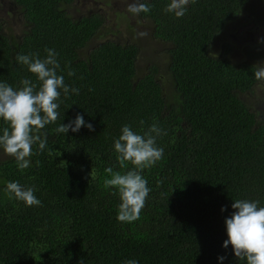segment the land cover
Returning <instances> with one entry per match:
<instances>
[{
	"label": "trees",
	"instance_id": "trees-1",
	"mask_svg": "<svg viewBox=\"0 0 264 264\" xmlns=\"http://www.w3.org/2000/svg\"><path fill=\"white\" fill-rule=\"evenodd\" d=\"M141 2L151 11L135 16L151 26L165 55L143 71L128 24L131 41L89 47L105 26L102 14L74 17L73 0H10L21 29L6 34L0 22V80L36 82L15 58L43 59L52 48L58 75L80 91L61 93L64 119L42 130L47 148L33 146L30 168L21 172L12 157L0 161V264H218L221 255L223 264H246L221 245L233 200L264 206V96L254 77L264 53L253 45L234 63L228 44L218 55L210 48L248 5L254 15L264 12V0H195L179 19L164 12L170 0ZM77 114L94 131L55 132ZM153 122L167 132L157 139L164 157L142 173L151 191L140 218L119 222L120 200L104 188V169L123 173L132 165L120 169L113 141L125 124L142 134ZM9 181L34 188L41 204L26 207L7 194Z\"/></svg>",
	"mask_w": 264,
	"mask_h": 264
},
{
	"label": "clouds",
	"instance_id": "clouds-1",
	"mask_svg": "<svg viewBox=\"0 0 264 264\" xmlns=\"http://www.w3.org/2000/svg\"><path fill=\"white\" fill-rule=\"evenodd\" d=\"M195 0H170L164 12L173 14L175 18H182L188 5ZM127 11L133 15L148 14L151 7L147 2L137 0L129 4ZM143 36L145 33H138ZM45 57L39 54H17L16 63L26 66L29 73L35 76L33 82L29 78L19 81L17 87L0 80V121L6 127L0 128V151L14 159L18 170L21 172L32 166L31 157L34 155L33 146L38 152L47 148L48 136L42 131L47 125L64 119L58 111L61 103V93L65 98L69 95H79V88L65 84L64 76L58 75L61 65L58 52L46 48ZM69 77L75 76L69 70ZM254 77L264 79V62L256 65ZM143 125V121L140 122ZM81 127L94 131L91 123H86L84 117L77 114L68 123H61L55 132L66 135L69 131L79 132ZM167 135L166 130L158 123L153 122L146 131H134L131 125L125 124L120 129V135L113 141V149L117 154L116 159L120 169L114 171L106 167L104 172V188L112 190L113 195H118L120 203L116 219L119 222L131 223L140 218L141 210L145 206L151 189L142 173L155 166L164 157V148L157 145V139ZM39 162L37 161V164ZM4 191L13 196L17 201L23 202L26 207L39 206L41 201L34 194V188L24 187L16 181L5 184ZM232 211L224 220L227 239L222 242V248L231 246L232 255L238 261L246 264H264V206L259 201L236 199L231 203ZM226 211L224 207L221 212ZM226 257H217L218 264H223ZM125 264H139L135 259L125 261Z\"/></svg>",
	"mask_w": 264,
	"mask_h": 264
},
{
	"label": "rangeland",
	"instance_id": "rangeland-1",
	"mask_svg": "<svg viewBox=\"0 0 264 264\" xmlns=\"http://www.w3.org/2000/svg\"><path fill=\"white\" fill-rule=\"evenodd\" d=\"M72 13L74 17L80 15L97 12L105 17L106 23L102 31L94 37L89 43L94 46L105 39H113L120 42L131 41L133 38L128 34L125 23L132 28L134 41L142 49L140 55L141 71L152 62H164L163 46L159 42L152 39V29L148 23H143L135 15L129 13L127 8L132 4L131 0H73ZM264 9V5L260 6ZM251 10H250V9ZM252 5H248L242 11L237 21L229 23L225 26L222 33L217 36L210 52L218 55L224 49V45L228 44L231 54L230 59L234 63H239L242 59V51L253 45H258L264 53V20L258 17L260 14L264 18V12L257 10L258 16L252 12ZM260 18V19H259ZM0 22L4 24L5 33L10 30L13 34L19 33L21 29L20 18L18 12L13 8L10 0H0ZM138 33L145 35L138 36ZM261 45V46H260ZM261 62H264L261 61ZM260 62V63H261ZM264 79L261 80L257 87V94L264 96ZM263 94V95H262ZM3 151H0V161L10 159Z\"/></svg>",
	"mask_w": 264,
	"mask_h": 264
}]
</instances>
